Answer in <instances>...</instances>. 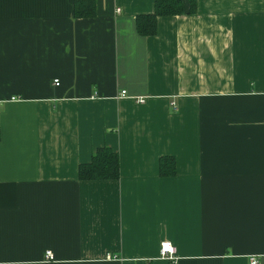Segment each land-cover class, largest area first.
Here are the masks:
<instances>
[{"label":"crops","instance_id":"obj_1","mask_svg":"<svg viewBox=\"0 0 264 264\" xmlns=\"http://www.w3.org/2000/svg\"><path fill=\"white\" fill-rule=\"evenodd\" d=\"M93 2L0 0V264H264V0Z\"/></svg>","mask_w":264,"mask_h":264},{"label":"trees","instance_id":"obj_2","mask_svg":"<svg viewBox=\"0 0 264 264\" xmlns=\"http://www.w3.org/2000/svg\"><path fill=\"white\" fill-rule=\"evenodd\" d=\"M188 12H194L195 0H188ZM183 12V0H153V12L136 16V32L141 36L153 35L156 31L157 16L179 15ZM95 15L93 0H74V17L87 18ZM174 161L163 157L159 160L160 176H173ZM119 176L118 155L109 147H101L91 157L88 163L78 167L79 180H110Z\"/></svg>","mask_w":264,"mask_h":264},{"label":"built area","instance_id":"obj_3","mask_svg":"<svg viewBox=\"0 0 264 264\" xmlns=\"http://www.w3.org/2000/svg\"><path fill=\"white\" fill-rule=\"evenodd\" d=\"M54 84H58V80L55 79ZM120 95L123 96L125 95V90H121L120 91ZM11 99H14V97H12ZM137 102L142 103L143 100L142 99H138ZM45 256L47 257V259L52 260L53 259V255L50 251H46L45 252ZM158 257L161 259H165L168 261H175L176 260V250L175 247L173 246V244L169 241L163 240L159 243V247H158ZM110 256L107 255V259H109ZM249 264H257V258L255 256H250L248 259ZM150 264V263H148Z\"/></svg>","mask_w":264,"mask_h":264}]
</instances>
